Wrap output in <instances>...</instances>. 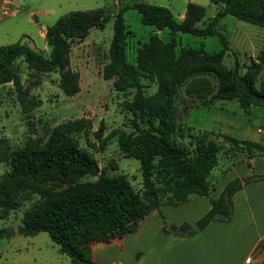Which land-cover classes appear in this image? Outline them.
Listing matches in <instances>:
<instances>
[{"label":"trees","instance_id":"1","mask_svg":"<svg viewBox=\"0 0 264 264\" xmlns=\"http://www.w3.org/2000/svg\"><path fill=\"white\" fill-rule=\"evenodd\" d=\"M212 1L223 2L224 6L202 27L196 23L202 20L204 7L195 2L187 3L180 21L164 6L134 2L132 7L139 13L143 24L156 29L199 37L216 36L222 44V51L229 49L226 36L220 30L222 16L230 14L264 27V0ZM125 8H119L115 14L109 60L102 68V77L112 79L116 91L135 89L127 108L147 126L142 131L144 155L139 156L142 190H135L123 176L102 174L90 153L79 147L69 135L56 129L47 143L30 139L16 148L10 145L7 137L0 136V161L10 165V170L0 177V203L10 204L23 189L37 188L45 183L59 186V189L42 192L37 203L24 214L18 232L23 235L47 232L58 245L59 252L70 258L71 264H101L92 258L94 243H109L135 231L139 222L161 205L176 206L195 196H205L211 204L193 225L187 222L164 225L166 233L191 236L211 221H228L233 214V194L251 181L264 180V174L236 177L225 184L217 198L211 196L214 184L209 175L220 154L231 157L233 166L262 155L264 145L209 130L194 132L192 127L177 121L176 88L201 67L195 70L186 54L176 53L172 41H163L155 34L149 35L138 46L134 61H129L126 54L128 29L122 17ZM108 18L109 13L104 7L73 10L59 16L46 27L48 56L20 41L0 46V85H13L23 113L28 114L38 107L41 100L30 96L23 86L16 64L18 59L29 70L56 72L61 91L66 96H73L79 91L80 84L79 73L70 65V48L85 39L92 27L103 28ZM219 55L207 58H219ZM250 68L257 73L260 62L252 63ZM212 71L219 82L214 98L236 97L244 111H248L251 105L264 108V81L258 90L253 74L239 72L237 60L230 69L213 66ZM149 73L157 78L159 87L153 94L145 95L141 78ZM177 132L181 138L185 134L190 137L193 146L189 148L175 142L173 136ZM85 175L97 179L93 183L78 181ZM12 234V228H0V238Z\"/></svg>","mask_w":264,"mask_h":264},{"label":"rangeland","instance_id":"2","mask_svg":"<svg viewBox=\"0 0 264 264\" xmlns=\"http://www.w3.org/2000/svg\"><path fill=\"white\" fill-rule=\"evenodd\" d=\"M134 2L164 6L178 21L183 19L187 3L195 2L204 7L202 20L196 23L199 27L224 6L223 2L212 0H0V46L20 41L45 56L50 51L45 40L46 27L59 16L73 10L97 7H104L109 13L103 28L92 27L85 39L70 48L71 68L79 73L80 89L75 95L66 96L61 91L56 72L29 70L18 59L16 64L23 86L41 103L25 114L21 111L13 85H0V136L7 137L10 145L16 148L30 139L47 143L56 129L69 135L79 147L90 153L102 174L123 176L135 190H142L139 156L144 155L142 131L147 126L127 108L135 89L116 91L112 87V79L102 77V68L109 60L108 48L115 14L126 6L122 17L128 29L126 54L129 61H134L138 46L149 35L155 34L163 41H172L176 53L186 54L195 70L201 67L176 88L177 121L192 127L194 132L209 130L264 145V108L251 105L248 111H244L236 97L214 98L219 82L212 71L213 66L221 70L230 69L237 60L239 72L253 74L256 87L261 90L264 81V27L236 19L230 14L222 16L220 30L225 34L229 47L222 51V44L216 36L199 37L143 24L139 13L132 7ZM217 54H220L219 58H207ZM257 62H260V68L256 73L250 66ZM141 84L145 95L153 94L159 87L157 78L151 73L141 78ZM173 140L189 148L193 146L186 134L181 138L177 132ZM261 156L264 157V152L257 156V163L250 162L249 166L242 167L241 162L232 166V158L220 154L209 175L214 184L211 196H216L217 192L220 194L225 184L240 177L242 171L248 175L258 174L257 170H262L264 165L259 162ZM9 170V163L0 161V177ZM96 179L85 175L78 181L93 183ZM53 188L59 189V186L45 183L37 188L23 189L17 192L10 204L0 203V228L13 229L10 237L0 238V264H71L70 258L59 252L58 245L47 232L34 235L18 232L26 211L37 203L45 189ZM197 214L187 215L188 219ZM254 258L257 264H264V239L257 246Z\"/></svg>","mask_w":264,"mask_h":264},{"label":"crops","instance_id":"3","mask_svg":"<svg viewBox=\"0 0 264 264\" xmlns=\"http://www.w3.org/2000/svg\"><path fill=\"white\" fill-rule=\"evenodd\" d=\"M259 158L264 163V157ZM255 160L257 156L242 161V167L257 163ZM262 168L258 174H264V165ZM232 200L230 220L211 221L191 236L166 233L163 226L193 225L211 207L208 198L198 196L176 206L161 205L147 214L135 231L109 243H94L92 258L101 264H257L254 253L264 239V180L244 185ZM195 212L198 214L188 219L187 215Z\"/></svg>","mask_w":264,"mask_h":264}]
</instances>
